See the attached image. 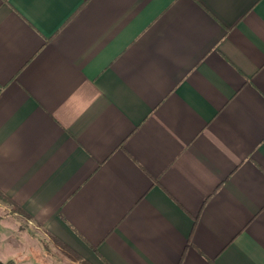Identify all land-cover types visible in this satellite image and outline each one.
<instances>
[{
	"label": "crops",
	"instance_id": "crops-1",
	"mask_svg": "<svg viewBox=\"0 0 264 264\" xmlns=\"http://www.w3.org/2000/svg\"><path fill=\"white\" fill-rule=\"evenodd\" d=\"M0 192L83 264H264V0H0Z\"/></svg>",
	"mask_w": 264,
	"mask_h": 264
},
{
	"label": "rangeland",
	"instance_id": "rangeland-1",
	"mask_svg": "<svg viewBox=\"0 0 264 264\" xmlns=\"http://www.w3.org/2000/svg\"><path fill=\"white\" fill-rule=\"evenodd\" d=\"M0 215L8 224L7 227L2 223L4 227L0 228V235H6L10 230V233L17 235L23 242V255L21 258H14L15 264H83V260L75 259L69 250L65 251L66 248L58 246L26 220V216L14 212L11 205L1 198Z\"/></svg>",
	"mask_w": 264,
	"mask_h": 264
},
{
	"label": "trees",
	"instance_id": "trees-1",
	"mask_svg": "<svg viewBox=\"0 0 264 264\" xmlns=\"http://www.w3.org/2000/svg\"><path fill=\"white\" fill-rule=\"evenodd\" d=\"M0 198L3 199L4 201H7V203L11 205V208L14 210V212H17V213H20V214L26 216V214L23 212V210L21 208L17 207L13 203H11L9 201V199L4 194H2L1 192H0ZM2 264H15V261L14 260H9V261H7L5 263H2Z\"/></svg>",
	"mask_w": 264,
	"mask_h": 264
}]
</instances>
